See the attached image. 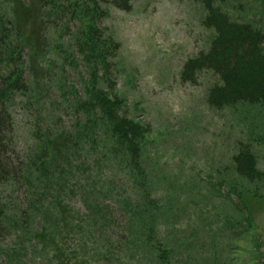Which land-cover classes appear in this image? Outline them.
I'll return each instance as SVG.
<instances>
[{
	"label": "rangeland",
	"instance_id": "obj_1",
	"mask_svg": "<svg viewBox=\"0 0 264 264\" xmlns=\"http://www.w3.org/2000/svg\"><path fill=\"white\" fill-rule=\"evenodd\" d=\"M78 1L4 0L24 46L18 75L28 87L7 92L10 150L29 161L45 138L71 131L84 118L77 114V101L87 97L95 79L91 67L101 59L97 87L123 98V113L146 127L140 135L141 172L129 156L102 149L107 141L99 140L92 150L75 148L79 160L70 176L64 175L62 195L78 213L63 219L54 213L58 228L41 233L47 249L26 239L22 263L264 264V176L248 179L233 160L248 144L264 173V103L218 108L208 102L219 83L212 71H199L194 82L181 79L184 63L208 50L216 35L203 22V4L133 0L126 11L103 3L107 14L98 22L100 43L92 56L76 41L92 24ZM217 5L264 30V0ZM5 63L0 78L10 70ZM83 158L87 171H80ZM24 190L11 183L0 187L10 212L26 206ZM100 202L102 212L89 216L91 207L102 209ZM35 220L32 229L41 214ZM19 230L6 234L1 245H15ZM0 264H9L4 254Z\"/></svg>",
	"mask_w": 264,
	"mask_h": 264
},
{
	"label": "trees",
	"instance_id": "obj_2",
	"mask_svg": "<svg viewBox=\"0 0 264 264\" xmlns=\"http://www.w3.org/2000/svg\"><path fill=\"white\" fill-rule=\"evenodd\" d=\"M132 1L82 0L81 5L87 7L85 8L87 12L83 13L90 17L92 24L82 31L83 38L76 40L79 50L94 56L101 36L98 22L107 14L103 3H110L129 11L132 8ZM196 1L201 2L206 9L204 24L214 28L216 35L208 50L200 52L184 63L181 79L194 82L199 71L203 69L212 71L218 76L219 83L210 89L208 102L218 108L240 102L264 103V30L251 22L233 19L217 5L226 0ZM11 33L14 35L12 38ZM19 37L20 32L14 27L4 0H0V67L4 62L11 65L10 70L0 78V187L5 183H11L15 187L22 185L25 187L27 197L26 206L20 207L15 214L9 211V203L0 195V254L6 256L9 264H23L20 251L26 239L34 242V247L35 244L36 247L37 244H41L42 250L47 249L43 248L46 245L42 242L45 240L41 233L47 234V228H58L59 216L56 218L55 214L59 213L60 219H63L67 215L73 217L78 213L66 201L64 204L62 195L63 181L66 177L64 175L70 176L68 173L74 171V167L77 166L76 160H79L72 153L75 148L83 149L88 145L92 150L95 144L98 145L99 140L105 144L107 141L109 145L103 146L102 149L105 148L110 154H120L123 158L129 156L134 168L140 173L139 144L142 140L140 135L142 128H146L123 113L126 107L123 98L97 87L99 68L103 67L102 60L99 59L91 67L95 79L89 81L87 97H79L77 101V114H82L84 118L77 119L71 131L54 133L49 140L45 138L42 146L32 152L29 161L15 158L10 150L13 119L7 107L11 98L7 92L28 89L24 79L18 75L24 63L22 57L24 46ZM97 52L100 54L103 49ZM103 61L107 67L108 63L104 59ZM233 160L236 170L248 179L254 180L264 176L256 166V155L250 145H242ZM80 163H82L80 171L90 169L85 158ZM47 190L49 195L45 194ZM63 206L68 213L66 215ZM98 207L102 209L91 207L89 216L102 212L103 205ZM40 214V225L32 229L35 219ZM83 220L80 217L78 221L81 224ZM89 226L94 225L89 223ZM102 226L103 223L100 227ZM15 227L20 229L18 231L20 235L16 237L17 243L13 246H2L1 239Z\"/></svg>",
	"mask_w": 264,
	"mask_h": 264
}]
</instances>
